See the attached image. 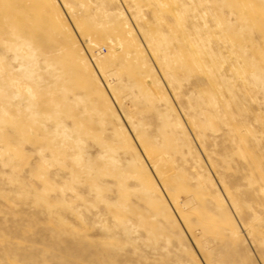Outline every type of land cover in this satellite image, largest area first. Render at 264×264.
I'll list each match as a JSON object with an SVG mask.
<instances>
[{"label":"rangeland","instance_id":"374dc122","mask_svg":"<svg viewBox=\"0 0 264 264\" xmlns=\"http://www.w3.org/2000/svg\"><path fill=\"white\" fill-rule=\"evenodd\" d=\"M0 264H264V0H0Z\"/></svg>","mask_w":264,"mask_h":264}]
</instances>
